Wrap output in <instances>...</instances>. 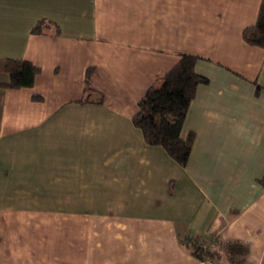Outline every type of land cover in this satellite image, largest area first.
I'll return each instance as SVG.
<instances>
[{"label":"crops","instance_id":"obj_1","mask_svg":"<svg viewBox=\"0 0 264 264\" xmlns=\"http://www.w3.org/2000/svg\"><path fill=\"white\" fill-rule=\"evenodd\" d=\"M261 3L0 0V59L41 68L0 71V264H204L186 238L212 233L264 264V47L243 38ZM181 53L209 79L185 166L133 122Z\"/></svg>","mask_w":264,"mask_h":264},{"label":"trees","instance_id":"obj_2","mask_svg":"<svg viewBox=\"0 0 264 264\" xmlns=\"http://www.w3.org/2000/svg\"><path fill=\"white\" fill-rule=\"evenodd\" d=\"M50 23L53 21L39 20L32 27V32L40 33ZM243 38L251 45L264 47V0L257 21L243 30ZM198 58L195 54L181 53L177 62L147 88L133 116V122L143 131L145 141L150 145L162 146L182 166L189 160L195 135L191 132L187 138H183L181 130L198 85L209 81L195 70ZM0 71H5L10 76L9 81L4 83L5 86L18 88L33 86L41 68L26 59L6 58L0 59ZM91 73L92 68H89L85 93L93 92L90 87ZM95 93V99L86 100L102 103L103 95L98 91ZM186 244L199 260L212 259L215 264H244L248 252L246 243L225 240L217 233L186 238Z\"/></svg>","mask_w":264,"mask_h":264},{"label":"built area","instance_id":"obj_3","mask_svg":"<svg viewBox=\"0 0 264 264\" xmlns=\"http://www.w3.org/2000/svg\"><path fill=\"white\" fill-rule=\"evenodd\" d=\"M202 263H204V264H215L212 259H206V260L202 261Z\"/></svg>","mask_w":264,"mask_h":264},{"label":"clouds","instance_id":"obj_4","mask_svg":"<svg viewBox=\"0 0 264 264\" xmlns=\"http://www.w3.org/2000/svg\"><path fill=\"white\" fill-rule=\"evenodd\" d=\"M255 246H258V243H257V245H255Z\"/></svg>","mask_w":264,"mask_h":264}]
</instances>
